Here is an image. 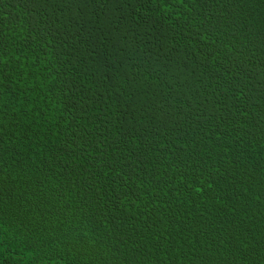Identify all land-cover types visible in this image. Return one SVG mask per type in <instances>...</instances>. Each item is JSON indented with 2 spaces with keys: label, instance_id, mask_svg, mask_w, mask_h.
I'll return each instance as SVG.
<instances>
[{
  "label": "trees",
  "instance_id": "1",
  "mask_svg": "<svg viewBox=\"0 0 264 264\" xmlns=\"http://www.w3.org/2000/svg\"><path fill=\"white\" fill-rule=\"evenodd\" d=\"M0 264H264V0H0Z\"/></svg>",
  "mask_w": 264,
  "mask_h": 264
}]
</instances>
